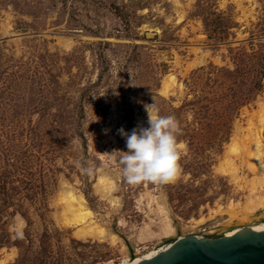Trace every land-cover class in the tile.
<instances>
[{"label":"rangeland","instance_id":"rangeland-1","mask_svg":"<svg viewBox=\"0 0 264 264\" xmlns=\"http://www.w3.org/2000/svg\"><path fill=\"white\" fill-rule=\"evenodd\" d=\"M153 101L181 171L129 185L117 130ZM263 120L264 0H0V264H121L259 222Z\"/></svg>","mask_w":264,"mask_h":264},{"label":"clouds","instance_id":"clouds-1","mask_svg":"<svg viewBox=\"0 0 264 264\" xmlns=\"http://www.w3.org/2000/svg\"><path fill=\"white\" fill-rule=\"evenodd\" d=\"M144 110L147 127H136L127 133L123 128L117 130L127 149L115 151L120 153L118 162L122 177L129 185L172 183L181 171L180 123L174 115H162L154 101L145 104ZM112 153L105 154L111 156Z\"/></svg>","mask_w":264,"mask_h":264},{"label":"water","instance_id":"water-1","mask_svg":"<svg viewBox=\"0 0 264 264\" xmlns=\"http://www.w3.org/2000/svg\"><path fill=\"white\" fill-rule=\"evenodd\" d=\"M257 223L230 236L179 237L155 256L125 264H264V219Z\"/></svg>","mask_w":264,"mask_h":264},{"label":"bare ground","instance_id":"bare-ground-1","mask_svg":"<svg viewBox=\"0 0 264 264\" xmlns=\"http://www.w3.org/2000/svg\"><path fill=\"white\" fill-rule=\"evenodd\" d=\"M264 122V120L262 121V123ZM263 126V124H262ZM252 140V144H253V149L256 150V155L259 156L260 158H258V166H256V169L261 171L262 173H264V165H262L261 159L264 158V148L261 145V140L260 137H253L251 138ZM263 141H264V135H263ZM63 211L66 215H69L72 217V220H74V222L76 224H81L84 225L83 228H85L86 230H89V233H93V230H95L97 227L94 226V224L91 222V212L88 210V208L86 207L84 200L82 199L81 196H76L70 192L66 193L65 195H63ZM259 221V220H258ZM259 223H255L252 224L251 226H248V229L252 230L256 225H258ZM237 230H232L228 233L225 234V236H230L233 233H235ZM168 245L164 248H161L159 250H153L150 251L149 253L145 254L144 256L140 257V258H130L128 260L123 261L121 264H125L129 261L132 262H137L140 261L142 259H148L151 258L153 256H155L156 254L160 253L161 251H163L165 248H167ZM3 264V263H1Z\"/></svg>","mask_w":264,"mask_h":264}]
</instances>
